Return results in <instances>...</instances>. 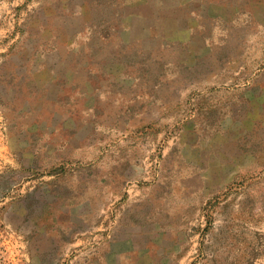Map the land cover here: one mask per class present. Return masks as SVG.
Here are the masks:
<instances>
[{
	"label": "rangeland",
	"instance_id": "374dc122",
	"mask_svg": "<svg viewBox=\"0 0 264 264\" xmlns=\"http://www.w3.org/2000/svg\"><path fill=\"white\" fill-rule=\"evenodd\" d=\"M0 264H264V4L0 0Z\"/></svg>",
	"mask_w": 264,
	"mask_h": 264
},
{
	"label": "crops",
	"instance_id": "0c3cea01",
	"mask_svg": "<svg viewBox=\"0 0 264 264\" xmlns=\"http://www.w3.org/2000/svg\"><path fill=\"white\" fill-rule=\"evenodd\" d=\"M240 4H264V0H239Z\"/></svg>",
	"mask_w": 264,
	"mask_h": 264
}]
</instances>
